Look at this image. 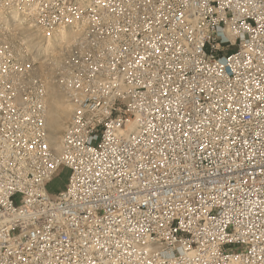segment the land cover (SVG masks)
<instances>
[{
    "label": "built area",
    "instance_id": "built-area-1",
    "mask_svg": "<svg viewBox=\"0 0 264 264\" xmlns=\"http://www.w3.org/2000/svg\"><path fill=\"white\" fill-rule=\"evenodd\" d=\"M0 264H264V0H0Z\"/></svg>",
    "mask_w": 264,
    "mask_h": 264
},
{
    "label": "rangeland",
    "instance_id": "rangeland-1",
    "mask_svg": "<svg viewBox=\"0 0 264 264\" xmlns=\"http://www.w3.org/2000/svg\"><path fill=\"white\" fill-rule=\"evenodd\" d=\"M58 105L60 109L65 111V115L62 114L61 119H59V127L56 133L52 132V128L49 124L50 119L53 117L52 106ZM64 116V117H63ZM71 116V110L68 104L65 102V98L61 90L57 85H50L48 89L47 97V128L51 140L55 143L59 141L60 136L63 133L65 126L67 125ZM55 134V135H53ZM69 171L66 168H61L58 174L52 179V181L47 185V191L51 194H56L59 192L66 184Z\"/></svg>",
    "mask_w": 264,
    "mask_h": 264
},
{
    "label": "bare ground",
    "instance_id": "bare-ground-1",
    "mask_svg": "<svg viewBox=\"0 0 264 264\" xmlns=\"http://www.w3.org/2000/svg\"><path fill=\"white\" fill-rule=\"evenodd\" d=\"M52 113H53V117L50 119L49 124H50L51 128L53 129L52 132L56 133V131L59 127V124H58L59 119H61L62 114H64L65 111L63 109H60L58 107V105H53L52 106ZM53 135H55V134H53Z\"/></svg>",
    "mask_w": 264,
    "mask_h": 264
}]
</instances>
